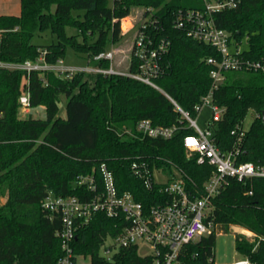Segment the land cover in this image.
<instances>
[{
	"label": "trees",
	"instance_id": "obj_1",
	"mask_svg": "<svg viewBox=\"0 0 264 264\" xmlns=\"http://www.w3.org/2000/svg\"><path fill=\"white\" fill-rule=\"evenodd\" d=\"M237 1L235 8L215 14L214 21L235 46L246 40L245 60L264 63V0ZM135 8L154 10L162 37L171 40L162 61L164 72L155 80L161 90L123 75L80 72L66 79L53 71L0 69V196L6 197L0 207V264H59L64 256L57 235L62 217L42 204L49 193L93 198L95 194L77 180L94 176L101 183L102 165L113 173L120 193H132L146 208L170 198L160 196L159 186L149 190L134 164L172 175L177 170L194 194L203 195L214 168L188 155L184 138L195 130L166 96L197 119L196 106L212 90L213 68L207 59L218 58L217 50L175 27L180 11L204 8L201 0H21L19 15L0 16V61L36 62L43 56L46 63L55 64L71 49L87 66L108 69V60L95 58L121 40L122 20ZM37 33H50L56 41L38 45ZM137 69L131 58L123 71ZM23 94H29L31 109L45 108L44 119L20 115ZM63 97L65 117L60 116ZM212 99L222 110L218 121L212 117L208 122L219 149H235L244 133L240 161L264 165V69L228 72ZM250 112L255 118L245 130ZM143 120L178 130L169 140L151 138L137 129ZM209 219L212 233L184 246L182 264H215L217 235L233 228L254 235H236L240 256L264 264V179L230 178L213 199ZM124 227L120 218L95 214L73 242L77 264L80 257H89L91 264H156L136 246L122 248L110 259L103 255L107 242Z\"/></svg>",
	"mask_w": 264,
	"mask_h": 264
},
{
	"label": "built area",
	"instance_id": "obj_2",
	"mask_svg": "<svg viewBox=\"0 0 264 264\" xmlns=\"http://www.w3.org/2000/svg\"><path fill=\"white\" fill-rule=\"evenodd\" d=\"M201 1L204 3L201 10L180 11L175 27L184 31L188 37L213 47L219 54L218 58L207 59V63L213 68L210 74L213 86L210 94L203 98L202 104L196 106L199 114L205 106H210L213 110V121H218L222 110L213 104V90L226 80L228 72L264 69V63L245 60L241 46H235L231 35L218 28L214 21L215 14L235 8L238 5L237 0ZM154 15L155 11L150 8L142 10V22L135 32L129 51L130 59H134L138 64L136 73H128L114 67L115 50L101 53L95 58L96 61L108 60L110 62L108 69L67 65L64 59L58 60L55 64H48L43 56L36 62L0 61V69L22 70L27 74L33 71H53L66 79H71L80 72L123 75L161 90L155 80L164 72L162 61L170 52L171 40L162 37L158 26L159 20L155 19ZM166 96L195 130L194 134L184 138V147L188 155H196L199 165L214 168L213 174L205 184L203 195L198 197L194 194L177 170H174V174L166 182H157L155 173L164 174L165 171H150L146 166L134 164L136 175L144 179L149 190L159 186L160 196L170 198L146 208L132 193H120L113 173L102 165L101 183L94 176H80L77 180L78 185L95 194L93 198L83 200L74 196L57 197L49 193L42 204L44 210L59 213L62 217V229L57 235L61 239L64 256L59 264H77L73 249L77 232L99 212L110 218H120L125 223L121 234L107 242L103 250L105 257L110 259L120 249L136 246L140 255L152 256L156 264H182L179 257L184 246L212 233L214 225L209 219L212 201L227 187L229 179L233 178L239 182L255 178L264 179V165L240 161L241 155L245 153L240 148L244 133L239 137V146L223 153L213 138L212 130L209 127L205 131L201 130L197 119H192L190 114L170 96L167 94ZM31 110L29 94H23L20 97V112L27 117ZM137 129L148 137L169 140L175 135L178 127L154 126L150 120H143ZM247 234L248 237L254 236L250 232ZM233 264L252 262L248 258H242Z\"/></svg>",
	"mask_w": 264,
	"mask_h": 264
},
{
	"label": "rangeland",
	"instance_id": "obj_3",
	"mask_svg": "<svg viewBox=\"0 0 264 264\" xmlns=\"http://www.w3.org/2000/svg\"><path fill=\"white\" fill-rule=\"evenodd\" d=\"M21 11V0H0V16L2 15H18ZM142 22V10L134 9L130 16L124 18L121 23L122 29V38L121 40L112 45L111 50H115L116 54L114 57V67L118 70H126L129 66V51L132 46L134 35L138 27ZM70 33H75L74 30H69ZM55 37L51 36L50 33H46L41 35L39 33L36 34L34 42L38 45H47L55 42ZM242 50L248 49V44L246 40L243 41V45L241 46ZM110 50V51H111ZM65 62L67 65L74 66H87V62L82 55L76 54L73 50L68 49ZM66 103L67 99L65 97L62 98L61 102V112L60 116H66ZM212 108L210 106H205L200 112L197 123L201 130L205 131L208 129V122L212 118ZM21 116L22 113L20 112ZM26 118H45V108L38 107L36 109H32L29 116ZM255 118V114L250 112L245 121H244V129L247 130L251 126L253 120ZM172 177L171 173H155V179L157 182H166ZM6 202L5 196H0V207L4 205ZM238 233H242L248 235L245 231H240L237 228H233L229 233H221L217 235L216 240V248L214 251V260L215 264H233L242 259L240 254L236 250L235 245V237ZM78 264H91L89 257H80L78 260Z\"/></svg>",
	"mask_w": 264,
	"mask_h": 264
},
{
	"label": "crops",
	"instance_id": "obj_4",
	"mask_svg": "<svg viewBox=\"0 0 264 264\" xmlns=\"http://www.w3.org/2000/svg\"><path fill=\"white\" fill-rule=\"evenodd\" d=\"M19 14H20V13H19ZM19 14H18V15H19Z\"/></svg>",
	"mask_w": 264,
	"mask_h": 264
}]
</instances>
